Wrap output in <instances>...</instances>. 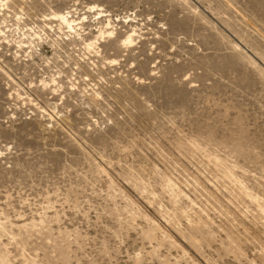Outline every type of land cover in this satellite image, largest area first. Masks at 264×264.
<instances>
[{"label":"rangeland","instance_id":"1","mask_svg":"<svg viewBox=\"0 0 264 264\" xmlns=\"http://www.w3.org/2000/svg\"><path fill=\"white\" fill-rule=\"evenodd\" d=\"M0 264H264V0H0Z\"/></svg>","mask_w":264,"mask_h":264},{"label":"bare ground","instance_id":"2","mask_svg":"<svg viewBox=\"0 0 264 264\" xmlns=\"http://www.w3.org/2000/svg\"><path fill=\"white\" fill-rule=\"evenodd\" d=\"M192 148H193L194 150H196V151L199 149V148H198L197 146H195V145H193ZM214 165H215L217 168H221V167H222V163H221L220 161H218V160H214ZM262 212H263V209H262Z\"/></svg>","mask_w":264,"mask_h":264}]
</instances>
